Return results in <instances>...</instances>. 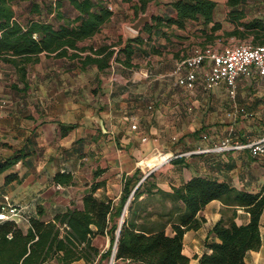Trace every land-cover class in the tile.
Wrapping results in <instances>:
<instances>
[{"label": "crops", "instance_id": "obj_1", "mask_svg": "<svg viewBox=\"0 0 264 264\" xmlns=\"http://www.w3.org/2000/svg\"><path fill=\"white\" fill-rule=\"evenodd\" d=\"M170 1L152 4V19L175 15ZM152 19L151 33L139 31L148 23L128 34L121 29L108 33L109 26L104 27L97 40L109 36L108 41L115 42L121 37V45L129 43L135 54L126 63L122 52L121 61L113 60L103 70L42 53L22 74L0 59V204L7 199L29 216L43 207V218L50 220L73 202L82 206L83 197L98 182L96 194L118 203L129 180L133 191L119 219L114 251L133 192L146 175L154 186L139 198L143 208L138 221L168 234L175 233L183 203L162 191L171 193L194 176L228 182L236 190L263 188L264 154L255 157L249 149L199 150L228 136L248 141L264 135V76L257 71L239 75L233 98L225 82L206 86V59L195 86L181 85L179 79L187 70L182 62L196 49L211 46L193 36L203 26H156ZM138 34L141 40H128ZM168 156L175 157L166 162ZM9 159L14 163L3 168ZM57 172L73 173L74 184L56 183ZM199 215L204 217L202 225L184 234L188 264H198L211 251L208 241H220L212 229L222 217L238 224L251 219L244 206L220 199L210 201ZM260 231L262 245L247 252V264H264V210ZM102 237L109 249L111 237Z\"/></svg>", "mask_w": 264, "mask_h": 264}, {"label": "trees", "instance_id": "obj_2", "mask_svg": "<svg viewBox=\"0 0 264 264\" xmlns=\"http://www.w3.org/2000/svg\"><path fill=\"white\" fill-rule=\"evenodd\" d=\"M28 1V13L25 14L19 6L20 0H0V59L14 65L22 74L31 64L39 61L42 53L67 57L83 67L97 65L103 70L113 60L121 61V53L124 52V62L129 63L135 50L129 43L123 47L121 37L115 42H109V36L97 40L116 14L113 4H128L139 17L160 0ZM246 2L227 0L230 20L237 24V28L228 33L238 34L241 32L240 26H243L245 33L256 35L253 45H264V18L242 21L246 16ZM170 5L176 14L154 15L152 22L156 26L175 24L185 28L188 22H194L203 25L202 34L209 39L222 28V23L215 18V0H172ZM143 29L152 32L149 23L139 31ZM141 39L142 36L138 34L128 40ZM14 161L9 159L2 167L6 168ZM150 176L133 192L119 230L116 260L140 264H188L190 258L183 251L184 234L202 225L204 217L199 213L214 199L244 206L250 212L251 219L247 224H238L234 219L222 217L212 229L220 241L207 242L211 251L204 253L198 264H247V252L261 247L264 186L258 192H249L236 190L228 182L194 176L174 187L171 193L162 191L174 201L183 203L178 223L173 225L175 233L168 234L164 228L150 230L145 223L138 221V211L143 208L139 198L144 193H151L154 186ZM53 180L58 184L71 185L75 182V176L71 172H57ZM100 186L98 182L85 194L82 206L73 202L50 220L43 218L44 208L39 207L36 215L29 216L30 224L27 227L17 220L0 222V264H76L78 261L93 264L100 255L99 247L93 242L98 235L111 237V246L101 253L100 259L111 257L119 219L133 187L127 180L116 203L107 195L96 194Z\"/></svg>", "mask_w": 264, "mask_h": 264}, {"label": "built area", "instance_id": "obj_3", "mask_svg": "<svg viewBox=\"0 0 264 264\" xmlns=\"http://www.w3.org/2000/svg\"><path fill=\"white\" fill-rule=\"evenodd\" d=\"M206 59L210 60V66L203 74L206 86L213 87L225 82L233 98L236 97L237 77L239 75H250L253 71H257L264 76V45L239 43L226 45L222 49L214 47L196 49L192 56L182 62V66H185L187 70L179 79V83L190 88L194 87L198 71ZM236 149H249L255 157L263 155L264 135L248 141H241L228 136L215 145L199 151L224 152ZM174 157L168 156L165 160L169 162ZM5 220H17L27 226L30 224L29 215L24 214L17 205L10 203L7 199L0 204V222ZM116 251L117 243L110 264H115Z\"/></svg>", "mask_w": 264, "mask_h": 264}, {"label": "rangeland", "instance_id": "obj_4", "mask_svg": "<svg viewBox=\"0 0 264 264\" xmlns=\"http://www.w3.org/2000/svg\"><path fill=\"white\" fill-rule=\"evenodd\" d=\"M217 8L215 18L216 20L222 23V28L214 33L211 39L207 38L202 34V30H197L198 33L193 36L198 37L205 44H210L211 46L220 48L221 46L226 45H234L239 43H252L255 44L256 35L252 33H245L244 27L240 26V31L238 34H229L228 32L233 31L237 28V24L230 20L228 14V5L227 0H216ZM21 9H23V13L26 14L27 8L29 6L28 0H20ZM113 7L116 9V14L113 17L112 21L109 23L108 33H115V29H121L123 32L134 33L136 30L132 27V25L139 18L136 16L135 11L128 4H123L118 2L113 4ZM246 16L242 19L243 22H248L254 20L256 18H264V0H247L246 4ZM151 12V8H149L144 13ZM142 13V14H144ZM141 14V15H142ZM196 25L201 26L202 24L196 23ZM212 25V24H211ZM203 26V25H202ZM205 44H201L202 46ZM260 44V43H257ZM204 47V46H203ZM104 238L102 235H98L94 238L93 242L100 249V255L96 258L93 264H110L111 257L100 259L101 253H103L107 247L104 246ZM56 264V263H53ZM79 264H85L84 261H81ZM117 264H119L117 262Z\"/></svg>", "mask_w": 264, "mask_h": 264}, {"label": "water", "instance_id": "obj_5", "mask_svg": "<svg viewBox=\"0 0 264 264\" xmlns=\"http://www.w3.org/2000/svg\"><path fill=\"white\" fill-rule=\"evenodd\" d=\"M152 19V12L144 13L139 16V18L136 20V22L132 25V27L135 30H139L142 25L145 23L150 22ZM148 175H146L144 178H146Z\"/></svg>", "mask_w": 264, "mask_h": 264}]
</instances>
